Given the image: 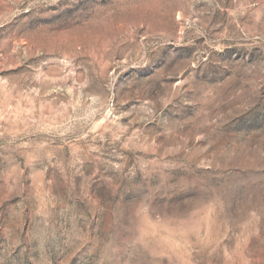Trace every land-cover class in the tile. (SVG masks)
Listing matches in <instances>:
<instances>
[{"label":"rangeland","instance_id":"374dc122","mask_svg":"<svg viewBox=\"0 0 264 264\" xmlns=\"http://www.w3.org/2000/svg\"><path fill=\"white\" fill-rule=\"evenodd\" d=\"M0 264H264V0H0Z\"/></svg>","mask_w":264,"mask_h":264}]
</instances>
